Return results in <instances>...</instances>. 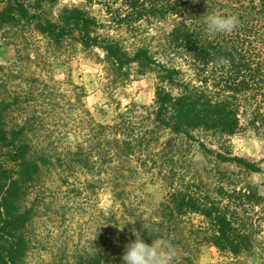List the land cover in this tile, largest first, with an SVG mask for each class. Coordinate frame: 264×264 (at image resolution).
<instances>
[{"label":"trees","instance_id":"trees-1","mask_svg":"<svg viewBox=\"0 0 264 264\" xmlns=\"http://www.w3.org/2000/svg\"><path fill=\"white\" fill-rule=\"evenodd\" d=\"M34 1L4 0L0 27L21 22L58 44L73 39L99 48L118 69L136 64L141 74L156 71L176 93L157 86L153 104L131 102L111 123L91 121L87 110L82 138L63 152L53 142L49 150L29 140L28 122L7 126L9 104L2 105L0 264H24L35 216L31 195L51 167L78 168L90 177V207L97 191L110 200L96 208V244L78 251L70 264H122L133 231L146 243L151 237L170 242L177 264H198L206 243L227 258L216 264H264V185L239 176L264 170L229 148L236 134L264 138V0H113L135 21H172L166 42L154 50L98 32L85 11L63 9L54 16L43 7L58 0ZM210 13L234 14L239 24L231 34H209L204 18ZM192 148L214 168L198 166ZM150 182L163 190L160 199L146 190Z\"/></svg>","mask_w":264,"mask_h":264},{"label":"rangeland","instance_id":"rangeland-1","mask_svg":"<svg viewBox=\"0 0 264 264\" xmlns=\"http://www.w3.org/2000/svg\"><path fill=\"white\" fill-rule=\"evenodd\" d=\"M26 2L35 4L34 0ZM3 3L0 0V7ZM43 9L54 16L63 9L85 11L95 19L98 32L126 46H151L153 50L166 42L172 26L170 20L135 21L123 4L113 0H58ZM175 60L191 76L192 70L182 59L176 56ZM142 69L136 64L118 69L99 48H83L73 39L58 44L21 22L0 27V108L9 104L5 112L7 126L28 122L32 129L27 134L29 140L49 150L53 142L56 150L63 152L68 142L73 144L82 138L89 118L87 110L91 121L111 123L131 102L153 104L157 86L176 93L175 88L160 81L156 71L141 74ZM229 144L232 154L256 161L264 170V138L236 134ZM0 152L2 161L5 151L1 147ZM191 154L198 157L194 148ZM197 160L198 166L214 168L211 160ZM218 167L239 172L229 164ZM48 170L31 195L35 216L28 227L29 248L24 264H70L78 251L96 244V208L110 203L108 193L97 191L92 196L93 206L87 204L85 185L90 177L80 169ZM239 176L260 187L264 185V172H242ZM208 182H212L211 177ZM146 190L154 200L163 194L157 182L148 183ZM193 218L196 223L201 220L197 215ZM225 260L224 254L206 243L198 264Z\"/></svg>","mask_w":264,"mask_h":264},{"label":"clouds","instance_id":"clouds-1","mask_svg":"<svg viewBox=\"0 0 264 264\" xmlns=\"http://www.w3.org/2000/svg\"><path fill=\"white\" fill-rule=\"evenodd\" d=\"M204 24L209 34H231L239 20L234 14L210 13ZM133 236L122 252V264H177L178 253L170 242L149 235L151 240L146 243L136 231Z\"/></svg>","mask_w":264,"mask_h":264}]
</instances>
